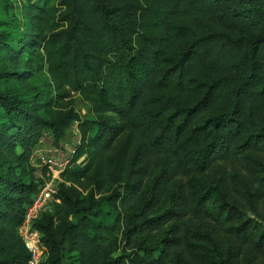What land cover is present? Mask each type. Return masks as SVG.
<instances>
[{
	"label": "trees",
	"instance_id": "16d2710c",
	"mask_svg": "<svg viewBox=\"0 0 264 264\" xmlns=\"http://www.w3.org/2000/svg\"><path fill=\"white\" fill-rule=\"evenodd\" d=\"M19 9L21 29H0V264H27L17 226L43 180L30 156L74 121L52 210L35 222L44 264H264V224L244 215L261 216L264 197V0ZM71 91L92 117L60 102ZM102 199L127 207L122 235L138 251L113 254Z\"/></svg>",
	"mask_w": 264,
	"mask_h": 264
},
{
	"label": "rangeland",
	"instance_id": "374dc122",
	"mask_svg": "<svg viewBox=\"0 0 264 264\" xmlns=\"http://www.w3.org/2000/svg\"><path fill=\"white\" fill-rule=\"evenodd\" d=\"M22 0H0V29L6 32L13 33L15 30L21 29V14L19 13V4ZM4 33V32H3ZM44 76L42 74H37L33 78V82L41 84L44 81ZM60 102L65 105V108H71L74 112H77L81 117L87 118L92 117L94 113L90 108L89 100L83 98L78 92L71 91L68 95L64 96L60 99ZM76 121L70 124L65 136L59 141V148L57 151L49 150L46 144L38 142L35 145V156L40 157L42 160L52 159L56 162L55 166H59L60 163H64V161L70 157L74 145L79 140L78 131L76 128ZM75 149V148H74ZM258 157L262 159L264 162V153L259 154ZM83 158L80 157L78 160ZM231 163H226L227 168H231ZM47 178V173L43 174L42 179ZM151 178V175L146 176L144 181H148ZM99 208L102 210L100 216L103 218L105 222L110 224L111 232L107 233V242L111 243L113 248V254H119L122 252L132 253L133 251H138L139 248L136 247L133 243L127 244L126 239H124L122 235V227L124 224V220L126 217V206L120 205L117 200L113 203L110 199H102L99 202ZM258 212L261 214L256 215L255 212L251 210H244V215L246 217H251L264 224V197L258 201ZM185 218H190L192 220H196V217H192L190 214H187ZM163 235V229L158 228L152 231L150 238H157ZM248 248V246H246ZM244 247L243 249H246ZM249 249V248H248ZM245 255V251H243L239 260H241ZM252 257V256H251ZM253 262H262L263 257L257 256L253 253Z\"/></svg>",
	"mask_w": 264,
	"mask_h": 264
},
{
	"label": "built area",
	"instance_id": "2783aa9c",
	"mask_svg": "<svg viewBox=\"0 0 264 264\" xmlns=\"http://www.w3.org/2000/svg\"><path fill=\"white\" fill-rule=\"evenodd\" d=\"M46 146L50 147L48 148L49 150L55 151L59 148L58 144H46ZM74 148L72 153L74 152ZM35 152L36 150L34 147L30 156V161L37 167L36 174L42 177V166L47 165L45 172V174L47 173V178L42 180L37 193L27 205L23 219L17 226V232L29 251L27 264H44L43 260L46 254V246L42 240V233L35 225V222L42 212L52 210L54 194L57 191V183L61 180L60 172L64 169L72 153L64 163L59 162V166H55L54 164H56V162L54 160H42L40 157L35 156Z\"/></svg>",
	"mask_w": 264,
	"mask_h": 264
}]
</instances>
